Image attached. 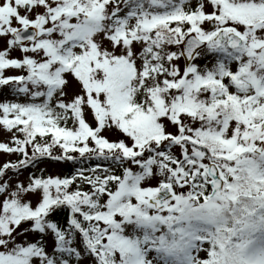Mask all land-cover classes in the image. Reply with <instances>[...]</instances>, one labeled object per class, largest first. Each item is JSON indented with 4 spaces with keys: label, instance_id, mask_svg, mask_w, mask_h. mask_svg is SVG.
Returning <instances> with one entry per match:
<instances>
[{
    "label": "snow or ice",
    "instance_id": "snow-or-ice-1",
    "mask_svg": "<svg viewBox=\"0 0 264 264\" xmlns=\"http://www.w3.org/2000/svg\"><path fill=\"white\" fill-rule=\"evenodd\" d=\"M0 264H264V0H0Z\"/></svg>",
    "mask_w": 264,
    "mask_h": 264
},
{
    "label": "rangeland",
    "instance_id": "rangeland-1",
    "mask_svg": "<svg viewBox=\"0 0 264 264\" xmlns=\"http://www.w3.org/2000/svg\"><path fill=\"white\" fill-rule=\"evenodd\" d=\"M0 139H3V136H0Z\"/></svg>",
    "mask_w": 264,
    "mask_h": 264
}]
</instances>
